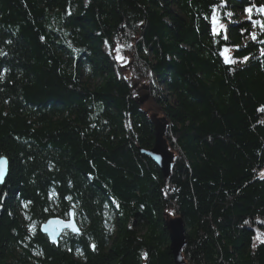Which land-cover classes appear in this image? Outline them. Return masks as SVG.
Masks as SVG:
<instances>
[{
  "label": "trees",
  "instance_id": "1",
  "mask_svg": "<svg viewBox=\"0 0 264 264\" xmlns=\"http://www.w3.org/2000/svg\"><path fill=\"white\" fill-rule=\"evenodd\" d=\"M261 7L0 0V264H173L178 216L187 264H264ZM139 86L163 88L139 104ZM154 117L167 178L140 152ZM70 210L79 234L49 243L39 225Z\"/></svg>",
  "mask_w": 264,
  "mask_h": 264
},
{
  "label": "water",
  "instance_id": "2",
  "mask_svg": "<svg viewBox=\"0 0 264 264\" xmlns=\"http://www.w3.org/2000/svg\"><path fill=\"white\" fill-rule=\"evenodd\" d=\"M145 98L138 99L142 104ZM156 125V124H155ZM141 154L148 156L161 170L163 177L166 178L171 169L172 154L168 150L167 144L163 139V128L159 135H156L154 146L151 149H140ZM2 168H0V184H2L8 173V162L6 159ZM169 239V252L173 258L174 264H187L181 256V250L186 243L185 230L180 217L168 220L166 222ZM40 233L46 236L48 241L57 245L58 239L64 231L72 234H79L72 210L69 211L67 219L53 217L39 226Z\"/></svg>",
  "mask_w": 264,
  "mask_h": 264
},
{
  "label": "rangeland",
  "instance_id": "3",
  "mask_svg": "<svg viewBox=\"0 0 264 264\" xmlns=\"http://www.w3.org/2000/svg\"><path fill=\"white\" fill-rule=\"evenodd\" d=\"M216 16V21H217V15H215ZM163 87H157V86H152V89L151 90H149L148 89V87H146V86H143V87H141V86H139V89H138V95H137V102H138V99H142V98H145V100L143 101V103L142 104H144L145 102H147L149 99H151V98H153L154 96H155V94L159 91V90H161ZM154 130H155V139H156V135H159L160 134V131L162 130V128H163V139H164V134H165V130H166V125H167V122L165 121V119L164 118H162V117H154ZM156 124V125H155ZM155 139H154V143H155ZM165 140V139H164ZM165 142H166V140H165ZM167 144V143H166ZM154 146V145H153ZM167 147H168V145H167ZM151 149V148H150ZM146 150V149H145ZM168 150L170 151V149H169V147H168ZM171 152V151H170ZM171 154H172V163H171V168H172V164H173V160H174V154L171 152ZM146 156V155H145ZM148 157V156H147ZM4 158V157H3ZM149 158V157H148ZM4 159H6V158H4ZM150 159V158H149ZM7 160V159H6ZM151 160V159H150ZM152 161V160H151ZM7 162H8V160H7ZM153 162V161H152ZM154 163V162H153ZM155 164V163H154ZM156 165V164H155ZM158 167V166H157ZM159 168V167H158ZM160 170V169H159ZM8 171H9V162H8ZM161 171V170H160ZM170 172H171V169H170ZM262 172H264V170L262 171ZM261 172V173H262ZM162 173V172H161ZM261 173H260V176L261 177H263L264 178V176H262L261 175ZM170 174V173H169ZM7 175H8V173H7ZM163 175V174H162ZM169 176V175H168ZM167 176V177H168ZM166 177V178H167ZM6 178H7V176H6ZM5 178V179H6ZM5 181V180H4ZM4 183V182H3ZM2 183V184H3ZM2 184H0V185H2ZM72 212H73V210H72ZM68 215H69V213H68ZM68 215L65 217V218H63V219H67L68 218ZM23 216V215H22ZM73 216H74V212H73ZM178 217H180L181 219H182V217L181 216H178ZM178 217H168L167 219H166V222L168 221V220H171V219H174V218H178ZM51 218H53V217H51ZM59 218H62V217H59ZM26 219V218H25ZM50 219V218H49ZM48 220V219H47ZM74 221H75V223H76V225H77V227L79 228V226H78V223H77V221L75 220V217H74ZM44 222H46V221H44ZM43 222V223H44ZM183 222V221H182ZM42 224V223H41ZM40 224V225H41ZM39 225V226H40ZM166 227H167V225H166ZM79 231H80V229H79ZM167 231H168V229H167ZM39 232H40V230H39ZM64 232H68V233H70L69 231H64ZM63 232V233H64ZM62 233V234H63ZM62 234H61V236H62ZM70 234H72V233H70ZM184 234H185V232H184ZM43 235V234H42ZM72 235H77V234H72ZM60 236V237H61ZM46 237V236H45ZM60 237H59V239H60ZM59 239H58V241H59ZM48 240V239H47ZM50 243V242H49ZM58 243V242H57ZM52 244V243H51ZM169 247V246H168ZM182 256V255H181ZM183 259V258H182ZM172 260H173V258H172ZM174 264V263H173Z\"/></svg>",
  "mask_w": 264,
  "mask_h": 264
},
{
  "label": "snow or ice",
  "instance_id": "4",
  "mask_svg": "<svg viewBox=\"0 0 264 264\" xmlns=\"http://www.w3.org/2000/svg\"><path fill=\"white\" fill-rule=\"evenodd\" d=\"M212 11H213V16H212L213 30H214V32H215V31H217V29H216V16H215V11H216V9H215V7H213V10H212ZM244 11L247 12V13L249 14V20L252 22V24H253L254 26H255L257 23H259L261 29L264 30V21H260V22H258V21H255V20H252V19H251V14H252V11H253L252 8H246ZM257 11H258V12H261V13H264V7H261V8H259V9H257ZM228 15H231V13H229ZM221 27H222V26H221ZM251 35H252V38H253V39H256V35H255V33H252ZM261 43H264V41H261ZM120 48H121V46L118 44L117 47H116V51L119 52V51H120ZM262 54H264V50H262ZM221 55H224V53H221ZM117 58H118V59H122V57H119V56H118ZM244 59L247 60V57H245ZM225 62H226V63H229V62L234 63L235 61H230L229 57L225 56ZM261 110H264V108H262ZM4 163H5L4 158H3V157H0V168H2V166L4 165ZM261 175L264 176V172H262ZM245 223H247V221H246ZM259 238H260V237H259V235H258V236H257V239H259ZM92 247L94 248L95 246L93 245ZM253 247H255V244L253 245Z\"/></svg>",
  "mask_w": 264,
  "mask_h": 264
}]
</instances>
